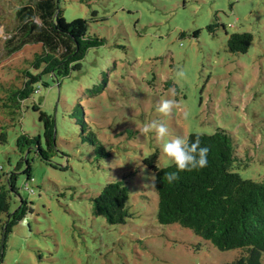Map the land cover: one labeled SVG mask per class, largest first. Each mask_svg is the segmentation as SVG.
Segmentation results:
<instances>
[{
	"label": "rangeland",
	"instance_id": "rangeland-1",
	"mask_svg": "<svg viewBox=\"0 0 264 264\" xmlns=\"http://www.w3.org/2000/svg\"><path fill=\"white\" fill-rule=\"evenodd\" d=\"M6 0H0V3ZM4 3V2H3ZM68 21L86 18L89 32L106 39L90 48L81 69L59 81L44 75L33 101L56 119L51 163L29 157L33 178L22 173L16 141L22 132L43 135L39 111L12 116L1 108L0 170L18 173L19 194L9 211L29 201L24 219L6 241L1 264H233L241 252L220 250L191 229L157 220L159 199L144 159L159 151L160 167L175 161L162 145L176 135L227 130L238 142L244 178L264 180V0H58ZM18 3L0 14V82L16 79L20 58L41 50L25 44L10 55L5 41L16 25ZM0 21L1 17H0ZM250 32L246 53L228 49L230 35ZM183 69L184 75L178 76ZM18 72V73H17ZM3 94V93H2ZM0 93V96L2 95ZM176 99L172 114L156 111L162 99ZM85 113V114H84ZM89 125L82 130L83 118ZM80 120V122H78ZM152 120L169 134H141ZM84 133H83V132ZM94 133L102 153L88 137ZM45 146V145H44ZM128 181L130 210L125 224L93 213L92 198L114 180ZM6 211L0 212V250Z\"/></svg>",
	"mask_w": 264,
	"mask_h": 264
},
{
	"label": "trees",
	"instance_id": "trees-1",
	"mask_svg": "<svg viewBox=\"0 0 264 264\" xmlns=\"http://www.w3.org/2000/svg\"><path fill=\"white\" fill-rule=\"evenodd\" d=\"M10 1L13 4L19 2V5L14 10L15 29L5 41L8 53L12 55L25 44L40 43L42 46L32 56L25 55L17 61L21 63L15 67L19 70L16 79L20 84L6 85L0 82V93H3L0 96L1 108L15 120L17 115L23 113L27 101L34 99L41 91L44 75L53 77L60 85L61 80L69 76L72 70L81 69V61L88 50L103 45L106 39L89 32L90 21L86 18L68 21L58 0H6L9 4ZM3 2L0 3V14L5 10L6 2ZM0 17L1 24L3 17ZM252 40L250 32H235L229 37L228 49L231 52L246 53ZM30 107L39 111L44 132L37 136L22 132L16 141L22 155L19 164H26L22 173L28 179L33 178L34 171L29 156L36 154L51 163V157L57 150L56 119L43 111L39 102L33 101V105L26 108ZM82 122L81 129L84 131L89 123L85 117ZM2 128L0 142H5L8 133L4 130L6 126ZM188 136L191 139L199 137L201 146L210 148L207 167L181 171L179 180L169 184L165 173L178 171L175 162L160 167L158 150L144 159V164L156 174L158 222L170 225L178 223L220 250H240L241 254L233 264H264V180L244 178L237 171L243 163L238 154L239 144L222 127L211 134L194 132ZM88 139L102 153H106L94 133ZM5 177L6 182L0 187V212L6 211L9 219L3 225L5 238L0 250V264L13 226L24 219L30 209L29 201L22 197L21 205L12 213L9 211L10 195L19 194L20 187L16 170ZM2 178L0 170V181ZM130 192L128 181H109L92 198L93 213L104 216L111 224H125L134 216L129 205Z\"/></svg>",
	"mask_w": 264,
	"mask_h": 264
},
{
	"label": "clouds",
	"instance_id": "clouds-1",
	"mask_svg": "<svg viewBox=\"0 0 264 264\" xmlns=\"http://www.w3.org/2000/svg\"><path fill=\"white\" fill-rule=\"evenodd\" d=\"M178 76H183V69L179 70ZM177 106L176 99H162L157 107L156 111L164 114L165 116L171 115L173 109ZM139 131L143 135H147L150 132H155L156 136L163 138L169 134L168 126L160 120H152L146 123ZM162 151L169 157L173 158L178 171L167 172L168 183L171 184L179 180V172L181 171H193L201 170L208 165V154L210 148L207 146H201V140L199 137L191 139L186 135H176L174 138L167 140L162 145ZM156 177H152V184L155 185Z\"/></svg>",
	"mask_w": 264,
	"mask_h": 264
}]
</instances>
